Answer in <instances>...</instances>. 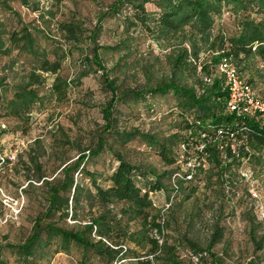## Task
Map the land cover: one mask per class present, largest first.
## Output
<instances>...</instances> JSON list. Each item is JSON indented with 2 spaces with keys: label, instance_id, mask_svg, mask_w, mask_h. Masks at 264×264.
I'll use <instances>...</instances> for the list:
<instances>
[{
  "label": "rangeland",
  "instance_id": "374dc122",
  "mask_svg": "<svg viewBox=\"0 0 264 264\" xmlns=\"http://www.w3.org/2000/svg\"><path fill=\"white\" fill-rule=\"evenodd\" d=\"M35 1L42 9L41 17L38 11L26 8L18 0H7L6 4L22 22L37 25L59 41L66 52L57 76L64 79L67 86L63 96L54 94L51 91L54 75L40 72V83L33 86L37 99L27 115L15 118L0 110V247L5 243L24 241L31 232L34 218L47 206V186L57 184L62 178L61 168L65 164L71 165L79 152L86 154V149L93 148L96 137L100 136L104 144L99 153L90 155L84 164L99 182L116 165L107 146L118 150L131 164L152 170L149 179L173 169L182 174L191 168V180L178 178V193L167 207L164 204L170 190L168 176L160 177L163 193L150 194L155 208L164 215L161 239L166 245L175 246L174 252L182 264H215L210 254L219 258L221 264H246L254 255L259 257V264H264V151L258 159L241 157L222 171L223 157L220 156V165L215 166L205 154L200 155L201 142L192 141L184 145L186 150L182 142L173 144L171 150L175 162L171 165H164L154 149L139 137L123 144L117 142L112 133L104 132L101 109L110 94L99 77L100 71L78 78L79 72L84 69L82 57L87 53V42H80L79 46L66 43L57 26L59 21H74L90 29L97 16L103 14L114 0ZM145 9L156 11L153 4H145ZM254 10L246 7L234 13L228 6H222L220 13L213 17L207 39H198L196 73L202 80L204 76H209L207 84L214 79L221 83L216 65L219 60L213 63L211 58L216 52L207 47L208 41L214 35H221L224 39L237 35L238 22L242 17L258 20L260 15ZM0 19L8 28L16 26L15 17L1 5ZM100 27L97 43L118 46L115 50H98L108 77L113 78L115 83L141 88L168 75L167 54L177 48L178 39L157 42L143 35H129L124 31L122 19L112 13L100 21ZM39 42L40 46L50 50L48 42ZM183 42L189 48L188 41L185 39ZM228 62L237 69L240 77H251L249 83L254 92L264 98V77H260L264 74L263 63L257 57L247 59L246 65L232 58ZM201 64L206 65L208 74H201ZM28 69V57L23 53L12 51L8 56H0V96L3 100L11 95L9 86L26 81ZM196 79L197 75L187 72L178 82L190 85ZM174 104L171 92L145 94L141 99L118 102L113 110L115 123L112 129H136L157 136L178 132L180 139L183 137L191 141L187 132L179 129L183 123ZM233 147L234 144L231 145ZM246 149L250 150L247 145ZM244 172H249L250 176H243ZM73 177L80 176L74 173ZM82 181L88 182L86 177ZM83 214H79L77 219H86ZM75 224L76 221L69 218L55 222V225L67 229ZM251 225L255 226L256 238L262 235V247L255 252L248 238ZM129 226L134 229L137 222H130ZM216 227H220L221 237L210 247V254L207 253L201 260L191 255L192 245L204 248ZM125 246L139 250L131 244L126 243ZM81 253L79 247L71 245L68 252L53 253L39 264H78ZM131 256V252L125 253L120 264H129ZM0 258L8 264H16L7 249L0 250ZM89 260L90 264H104L92 255ZM156 262L159 264V261Z\"/></svg>",
  "mask_w": 264,
  "mask_h": 264
},
{
  "label": "trees",
  "instance_id": "16d2710c",
  "mask_svg": "<svg viewBox=\"0 0 264 264\" xmlns=\"http://www.w3.org/2000/svg\"><path fill=\"white\" fill-rule=\"evenodd\" d=\"M6 1L0 0V5L15 17L16 26L8 28L5 21L0 19V56H8L12 51L23 53L28 57L29 69L24 83L9 86L11 95L8 99L3 100L0 96V110L7 116L21 118L32 110L37 99L33 86L40 83V72L53 74L51 91L64 95L67 82L57 76V72L66 51L58 40L37 25L22 22ZM18 1L26 8L38 11L40 17L43 15L38 1ZM145 4H153L156 11H147ZM222 6H228L234 13L251 7L260 16L256 21L247 16L242 17L235 36L224 39L221 35H214L207 45L212 52H216L211 58L213 63L226 57L246 65L247 59L257 57L263 63L264 70V0H114L103 14L97 16L90 29L74 21L57 22L66 43L79 46L80 42H87V53L82 57L84 69L79 72L78 78L99 70V77L109 91L110 97L101 109L104 132L112 133L113 138L121 144L136 137L141 138L154 149L164 165L175 162L171 147L176 142H182L185 146L192 141L201 142L200 155L205 154L215 166L220 165V156L223 157V165H220L222 171L241 157L258 159L262 155L264 129L259 128L252 119L225 113L226 91L221 88V83L214 79L207 84L196 73L197 41L209 35L213 17L220 13ZM108 13L122 19L124 31L129 35H143L157 42L178 39L177 48L167 54L169 69L166 77L141 88L123 87L108 77L98 50H115L118 46L98 44L96 41L101 28L100 21ZM185 39L189 48L183 45ZM40 40L48 42L50 50L40 46ZM200 70L201 74H208L205 64H201ZM187 72L197 75L196 82L180 84L178 79ZM260 77H264V74H260ZM247 81L251 82V77ZM167 92H171L175 98L174 107L183 123L179 129L185 130L191 141L183 137L180 139L178 132L157 136L136 129H112L116 103L141 99L145 94L163 95ZM102 144L104 141L100 136L96 137L93 148L86 149V154L79 152L71 165L65 164L61 168V180L47 186V206L34 218L31 232L24 241L18 244L5 243L0 247V250L7 249L13 255L16 264H39L53 253L68 252L71 245L82 251L78 264H90V255L104 264H120L122 256L128 252L132 254L129 264H157L156 261L159 264H182L174 252L175 246L166 245L161 239L164 215L155 208L150 197L152 192L163 193L160 177L168 176L170 183L171 176L177 170L149 179L152 170L131 164L118 150L107 146L116 165L99 182L84 164L90 155L99 153ZM246 145L250 150L246 149ZM74 173L80 177L74 178ZM83 177L87 178V183H83ZM182 180L189 181L191 178ZM177 181L176 187H170L166 194L165 206L178 193ZM79 214H83L86 219H77ZM66 218L76 221L74 227L67 229L55 225L58 219ZM130 222H137V227L131 229ZM151 233H155L158 238ZM220 234V227H216L204 248L192 245L191 255L201 260L207 253L210 254L209 249L220 239ZM248 238L254 252L261 249L262 235L256 238L254 225L248 229ZM126 243L139 250L127 246L123 250L120 246ZM210 255L213 263L221 264L219 258ZM259 261V257L254 255L246 264H259ZM0 264L8 262L0 258Z\"/></svg>",
  "mask_w": 264,
  "mask_h": 264
},
{
  "label": "built area",
  "instance_id": "2783aa9c",
  "mask_svg": "<svg viewBox=\"0 0 264 264\" xmlns=\"http://www.w3.org/2000/svg\"><path fill=\"white\" fill-rule=\"evenodd\" d=\"M229 58L223 57L217 62V71L221 76V88L226 91L224 102V112L232 113L234 116L254 120L259 128L264 129V98L254 92L247 79L239 76L235 67L228 62ZM209 76H204L203 81L209 82ZM183 144V143H182ZM185 144H183V149ZM191 168L184 170L182 174L179 171L173 173L170 178V187H176L178 178L190 179L192 176ZM248 173V174H247ZM244 172L243 176L249 177V172ZM167 206V205H166ZM155 238H158L155 235ZM160 242V239H158ZM123 250L125 245L120 246Z\"/></svg>",
  "mask_w": 264,
  "mask_h": 264
}]
</instances>
